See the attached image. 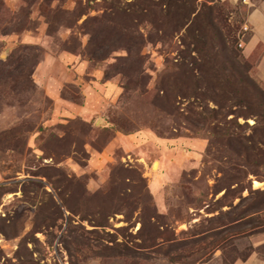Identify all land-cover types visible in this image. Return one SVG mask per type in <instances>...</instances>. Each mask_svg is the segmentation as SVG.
Masks as SVG:
<instances>
[{
  "label": "rangeland",
  "instance_id": "374dc122",
  "mask_svg": "<svg viewBox=\"0 0 264 264\" xmlns=\"http://www.w3.org/2000/svg\"><path fill=\"white\" fill-rule=\"evenodd\" d=\"M220 1L240 40L247 9ZM47 3L0 0V264L264 257V167L210 139L180 41L123 39L146 25L99 1ZM238 122L251 146L255 118Z\"/></svg>",
  "mask_w": 264,
  "mask_h": 264
},
{
  "label": "trees",
  "instance_id": "16d2710c",
  "mask_svg": "<svg viewBox=\"0 0 264 264\" xmlns=\"http://www.w3.org/2000/svg\"><path fill=\"white\" fill-rule=\"evenodd\" d=\"M52 1L54 0H47V4ZM63 1L65 0H57V2ZM73 1L76 5L74 11L78 10L81 16L91 4L99 1L109 14L123 13L140 24L144 23L145 32L128 30L127 36L121 34V38L130 42L145 39L150 40V43L157 41L159 44H166L169 40L177 38L182 46L178 51L177 60L184 64V67L189 63L192 64L195 70L192 74L193 72L197 74L194 73V76H197V91L194 97L198 99L199 95H204L216 106L204 112L208 119L213 123L215 121L214 125L209 127L210 139L215 145H223L222 142L225 140L229 150L238 158L243 155L247 166L251 165L254 168L251 172L256 176L259 175L260 169L257 168L264 167V85L253 78L251 61L255 64L260 52L257 50L249 58L242 55V49L238 47L239 38L235 36L225 17L226 2L220 0ZM56 12L69 15L72 11L59 9ZM217 40L222 45L221 53L217 51ZM230 115L233 117L228 119ZM250 117L255 118L253 127L259 126L255 131L260 134L257 139L248 138L251 146H247L243 144L238 131L244 126H249L247 122L240 124L238 118L247 120ZM217 152H220L218 148ZM255 158H259L256 163L253 162ZM230 168L236 173L241 172L237 166L231 165ZM224 170L221 169V172ZM253 252L242 259H246Z\"/></svg>",
  "mask_w": 264,
  "mask_h": 264
},
{
  "label": "crops",
  "instance_id": "0c3cea01",
  "mask_svg": "<svg viewBox=\"0 0 264 264\" xmlns=\"http://www.w3.org/2000/svg\"><path fill=\"white\" fill-rule=\"evenodd\" d=\"M233 4L243 3L247 9L242 25H247V38L243 41L242 52L249 58L257 50L260 52L255 63V74L258 81L264 85V0H222ZM197 264H219L208 261ZM231 264H264V257L259 253H252L246 259L236 260Z\"/></svg>",
  "mask_w": 264,
  "mask_h": 264
},
{
  "label": "built area",
  "instance_id": "2783aa9c",
  "mask_svg": "<svg viewBox=\"0 0 264 264\" xmlns=\"http://www.w3.org/2000/svg\"><path fill=\"white\" fill-rule=\"evenodd\" d=\"M248 27H247V25H242L241 26V31H240V40H239V47H242L243 46V38H244V36H245V34H246V32H248Z\"/></svg>",
  "mask_w": 264,
  "mask_h": 264
},
{
  "label": "bare ground",
  "instance_id": "6f19581e",
  "mask_svg": "<svg viewBox=\"0 0 264 264\" xmlns=\"http://www.w3.org/2000/svg\"><path fill=\"white\" fill-rule=\"evenodd\" d=\"M259 184L258 182L254 181V185Z\"/></svg>",
  "mask_w": 264,
  "mask_h": 264
}]
</instances>
